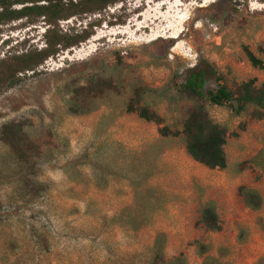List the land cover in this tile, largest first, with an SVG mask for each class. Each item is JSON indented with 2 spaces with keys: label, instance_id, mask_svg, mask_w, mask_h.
<instances>
[{
  "label": "rangeland",
  "instance_id": "374dc122",
  "mask_svg": "<svg viewBox=\"0 0 264 264\" xmlns=\"http://www.w3.org/2000/svg\"><path fill=\"white\" fill-rule=\"evenodd\" d=\"M148 1H153L149 8L142 3L136 9L139 0H127L102 13L73 17L76 21L70 31L60 27L64 20L58 21L59 29L68 34L101 22L93 28L94 36L103 37L95 53L85 58L77 54L93 48L91 37L75 51L50 58L36 74H19L14 87L0 88V129L8 123L25 124L42 152L37 179L48 186L39 199H22L18 168L0 141V264H152L159 233L167 238L162 264H204L206 260L211 264H264V207L253 212L238 196L239 187L246 186L264 198V173L254 167L240 172V164L264 148V120L253 119L252 109L236 117L228 108L202 101L211 118L228 130L225 170H210L193 161L180 139L160 144V126L125 112L130 88L122 96L103 99L92 114H66L70 91L95 74L119 76L156 90L146 102L164 119L162 126L178 130L193 105L178 95L186 69L207 62L230 88L251 79L264 82V69H254L245 53L247 47L264 61V0H217L204 9L198 8L202 0H180L184 5L180 11L196 5L179 44L164 39L133 44L122 30L143 9L155 14L157 0ZM178 3L173 0L171 10ZM119 18L124 24L117 23ZM27 22L24 18L0 25V44L9 38V43L0 46V61L46 47L49 26L44 18L34 25ZM24 37L29 40L18 43ZM180 44L181 50L174 53V45ZM208 87L216 89L217 84ZM121 151L147 152L141 160L149 161L155 173L146 186L153 190L150 201L161 208L137 232L123 224L124 215L134 206L133 188L122 175L106 173L121 165V160L111 156L124 155ZM135 163L141 164L139 160ZM73 167L82 173V181L69 179ZM100 177L106 181L104 189L97 187ZM209 203L216 207L221 232H208L200 224L201 210ZM35 235L45 240L47 250ZM201 244L209 247L204 256L199 254Z\"/></svg>",
  "mask_w": 264,
  "mask_h": 264
},
{
  "label": "trees",
  "instance_id": "16d2710c",
  "mask_svg": "<svg viewBox=\"0 0 264 264\" xmlns=\"http://www.w3.org/2000/svg\"><path fill=\"white\" fill-rule=\"evenodd\" d=\"M65 1L67 0H0V25L24 18L28 24L34 25L40 18H44L45 23L49 26L44 37L45 48L39 51L37 49L27 50L26 53L14 55L6 61H0V88L14 87L20 81L19 74L26 72L36 74L38 68L50 58L86 43L94 36L93 28L101 25V22L91 23L89 28L87 27L81 32L68 34L59 29L58 21L102 13L108 7L127 0H77L76 2L68 0L67 3ZM225 1L236 2V0ZM16 5L24 7L13 10L12 7ZM117 23L124 24V21L119 18ZM245 53L254 69H264L262 58L247 47ZM184 74L185 80L180 85L178 95L181 100L192 101L193 105L186 113L182 130L162 126L164 119L146 102L151 94L157 93L156 90L140 83L126 82L114 75L95 74L86 78L84 85L73 88L67 102L66 114L73 117L92 114L100 109V102L103 99L110 95L122 96L123 91L130 88L131 94L126 102L125 112L137 114L140 119L160 126V144L169 139H180L187 155L193 161L210 170H225L228 168V157L225 151L228 143V130L211 118L202 101L217 107L228 108L236 117H240L252 109L253 119L262 121L264 120V82L258 84L256 79H251L230 88L215 67L207 62H201L186 69ZM212 83L217 84L216 89H209L208 86ZM245 129L243 128L242 131ZM0 141L9 149L11 158L18 168L20 183L18 190L22 194V199L35 201L42 197L48 190L47 184L41 183L37 179L38 160L42 152L39 145L26 132L25 124H4L0 129ZM121 149L124 150V148ZM121 153L124 155H111L112 160H121V165L106 173L115 176L122 175V178L128 181L133 188L134 206L124 215L123 224L137 232L147 227L151 221V213L161 208L150 201V194L153 190L146 186L155 173L152 172L149 161L141 160L147 152L121 151ZM138 160L141 164L137 166L135 162ZM247 167H254L264 173V148L251 160L241 163L240 172ZM69 170L71 174L67 175L71 181L83 180L82 173L75 167ZM106 186L105 179L100 177L97 187L104 189ZM238 196L244 206L253 212H259L264 207V198L256 189L241 186L238 189ZM200 224L208 232L222 231V223L214 204L209 203L202 208ZM35 239L45 250L48 249L45 240L36 235ZM166 244V235L159 233L153 247L155 256L152 264H162ZM198 248L201 256L206 255L209 251V247L203 244ZM204 264L211 263L206 260Z\"/></svg>",
  "mask_w": 264,
  "mask_h": 264
},
{
  "label": "bare ground",
  "instance_id": "6f19581e",
  "mask_svg": "<svg viewBox=\"0 0 264 264\" xmlns=\"http://www.w3.org/2000/svg\"><path fill=\"white\" fill-rule=\"evenodd\" d=\"M161 0H159L160 2ZM167 1V0H166ZM199 1V0H198ZM204 1V2H203ZM217 0L206 1L202 0L201 4L198 8H208L209 3L212 5ZM171 2H164L161 1V5H156L155 14L154 11L149 13L148 11L145 12L143 9L140 13H138V17L136 20L132 21L129 26L124 27V31L122 33L126 36H130L132 40L131 43H154L158 42L161 39L171 41L174 40L176 43L180 42L183 39L185 33V23L189 21V15L192 11V7L196 4H192L191 6L187 7L186 10L180 11V8L184 7L183 1H179L176 6H173L174 10H171ZM171 5V6H170ZM151 3L146 6L149 8ZM177 8V10H175ZM200 27V26H199ZM107 28V27H106ZM105 29V28H104ZM109 29V28H108ZM118 33V32H117ZM121 33H118V35ZM137 37H140L139 39ZM103 37L101 36H94L92 41L90 42L93 44V48L90 50H82L78 54V57L81 56L85 58V56H90L91 54L95 53L96 48L95 45L99 42ZM175 43V45H176ZM179 44V43H178ZM173 48L174 53H178L181 50V44L175 46ZM74 49L73 51H75ZM81 57V58H82ZM68 58V57H67Z\"/></svg>",
  "mask_w": 264,
  "mask_h": 264
},
{
  "label": "built area",
  "instance_id": "2783aa9c",
  "mask_svg": "<svg viewBox=\"0 0 264 264\" xmlns=\"http://www.w3.org/2000/svg\"><path fill=\"white\" fill-rule=\"evenodd\" d=\"M76 20H74V18H71V19H69V20H64V21H61L60 22V27L62 28V29H64L65 31H70V30H72V28L74 27V22H75Z\"/></svg>",
  "mask_w": 264,
  "mask_h": 264
},
{
  "label": "clouds",
  "instance_id": "9594fccd",
  "mask_svg": "<svg viewBox=\"0 0 264 264\" xmlns=\"http://www.w3.org/2000/svg\"><path fill=\"white\" fill-rule=\"evenodd\" d=\"M16 38H18V37L16 36ZM27 40H29V37H28V39H27V37H24L23 39H20V42H18V43H22V44H23V43H25ZM5 43H9V38L4 39V40L1 42L0 46L2 47ZM7 47H8V50L11 49L9 44L7 45ZM6 53H8V51H6Z\"/></svg>",
  "mask_w": 264,
  "mask_h": 264
}]
</instances>
